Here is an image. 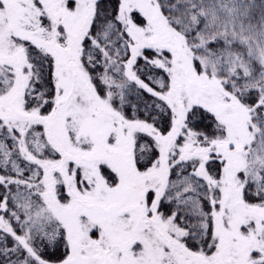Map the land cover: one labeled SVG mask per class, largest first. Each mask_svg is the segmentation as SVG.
Returning <instances> with one entry per match:
<instances>
[{
  "label": "snow or ice",
  "instance_id": "6c2138e0",
  "mask_svg": "<svg viewBox=\"0 0 264 264\" xmlns=\"http://www.w3.org/2000/svg\"><path fill=\"white\" fill-rule=\"evenodd\" d=\"M0 264H264V0H0Z\"/></svg>",
  "mask_w": 264,
  "mask_h": 264
}]
</instances>
